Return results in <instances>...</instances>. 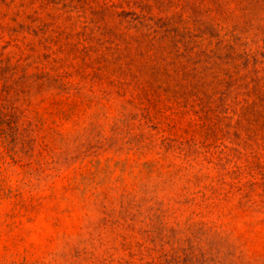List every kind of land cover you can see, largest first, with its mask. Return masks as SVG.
Segmentation results:
<instances>
[{
	"label": "rangeland",
	"instance_id": "1",
	"mask_svg": "<svg viewBox=\"0 0 264 264\" xmlns=\"http://www.w3.org/2000/svg\"><path fill=\"white\" fill-rule=\"evenodd\" d=\"M0 264H264V0H0Z\"/></svg>",
	"mask_w": 264,
	"mask_h": 264
}]
</instances>
